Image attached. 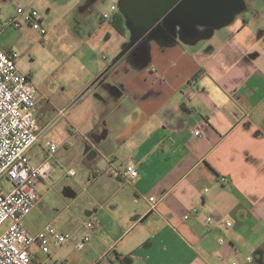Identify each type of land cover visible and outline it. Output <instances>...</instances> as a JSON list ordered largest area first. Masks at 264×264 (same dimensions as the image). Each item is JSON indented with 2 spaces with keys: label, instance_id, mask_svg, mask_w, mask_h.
Segmentation results:
<instances>
[{
  "label": "crops",
  "instance_id": "obj_1",
  "mask_svg": "<svg viewBox=\"0 0 264 264\" xmlns=\"http://www.w3.org/2000/svg\"><path fill=\"white\" fill-rule=\"evenodd\" d=\"M121 1L97 15L93 0H0L41 9L40 27L93 30L74 32L75 93L40 91L32 164L47 142L58 149L34 211L58 202L49 222L70 238L58 249L53 236L49 259L62 262L68 245L86 248L87 264H264V0H232L224 19L221 7L201 21L164 19L142 36ZM108 162H132L139 176L113 178ZM93 217L84 244L81 222Z\"/></svg>",
  "mask_w": 264,
  "mask_h": 264
},
{
  "label": "built area",
  "instance_id": "obj_2",
  "mask_svg": "<svg viewBox=\"0 0 264 264\" xmlns=\"http://www.w3.org/2000/svg\"><path fill=\"white\" fill-rule=\"evenodd\" d=\"M23 22L28 25L39 23L36 10L22 13ZM9 25L18 29L22 23L12 16ZM0 24V32L3 31ZM45 34V30L41 31ZM44 97L39 88L31 81L30 76L23 73L17 65L16 53L12 50L0 49V225H4L0 234V264H63L50 258L53 236L58 249L70 240L58 231L53 222H49L37 234H31L24 226V219L40 206V197L35 186L50 180L55 167L53 157L58 147L47 142L46 157L38 164H32L28 155L30 149L39 143V125L37 122L38 103ZM62 114V113H61ZM195 137L202 139L201 130L194 132ZM88 142V138L85 137ZM100 172H93V177ZM107 173L113 178H120L125 183L136 179L139 171L132 162L122 168L108 162ZM74 176L75 171L67 172ZM11 189L6 190L3 182ZM228 183L227 178H222ZM152 209L155 198L150 199ZM230 225V224H228ZM81 228L87 233L82 243L90 241V236L97 228L96 218H87L81 222ZM37 252L47 256L39 260ZM252 258L246 257L241 262L232 264H251Z\"/></svg>",
  "mask_w": 264,
  "mask_h": 264
},
{
  "label": "rangeland",
  "instance_id": "obj_3",
  "mask_svg": "<svg viewBox=\"0 0 264 264\" xmlns=\"http://www.w3.org/2000/svg\"><path fill=\"white\" fill-rule=\"evenodd\" d=\"M63 1V0H58ZM97 5H91V13L99 15L112 11V0H93ZM117 1L115 2V4ZM36 10L41 14V9L28 4L9 2L3 9H0V24L3 31L0 32V49L16 53V62L20 70L30 76L31 81L41 92L61 94L62 96H72L79 84L78 58L69 59V53L77 48L78 42L75 40L74 32H81L88 38L93 30L89 25H72L66 21H58L56 24L44 22L40 27L39 23L28 25L23 22L22 13H29ZM58 12L62 9L57 8ZM45 11V10H43ZM55 12V10H54ZM61 13V12H60ZM15 16L22 23L21 28H14L9 25V20ZM71 21V19H69ZM81 28V29H80ZM42 29L46 34H42ZM35 154L34 148L30 149L28 155L31 159ZM6 190L11 187L3 182ZM63 207L58 202L47 204L41 208V213L37 211L25 220V226L30 232L41 231L49 221L62 211ZM4 225H0V234ZM62 262L64 264H87L89 252L86 248L78 250L72 246H66L62 251Z\"/></svg>",
  "mask_w": 264,
  "mask_h": 264
},
{
  "label": "water",
  "instance_id": "obj_4",
  "mask_svg": "<svg viewBox=\"0 0 264 264\" xmlns=\"http://www.w3.org/2000/svg\"><path fill=\"white\" fill-rule=\"evenodd\" d=\"M121 6L122 12L133 22L142 36L155 23L164 19L183 22L201 21L208 14H214L216 7H221L219 12L224 19L231 10L232 0H122ZM130 49L131 46L122 56ZM117 62L118 60L114 64Z\"/></svg>",
  "mask_w": 264,
  "mask_h": 264
}]
</instances>
